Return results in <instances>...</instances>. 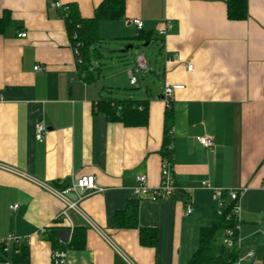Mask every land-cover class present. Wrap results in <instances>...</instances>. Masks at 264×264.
I'll use <instances>...</instances> for the list:
<instances>
[{
	"label": "crops",
	"instance_id": "1",
	"mask_svg": "<svg viewBox=\"0 0 264 264\" xmlns=\"http://www.w3.org/2000/svg\"><path fill=\"white\" fill-rule=\"evenodd\" d=\"M54 2L73 5L87 19L103 0H0V19L9 13L21 27L0 35V241L13 234L28 247V264H51L52 244L41 231L59 227L62 243L59 233H71L64 244L75 230L84 235L85 247L69 248L66 264H188L202 229L213 225L221 202L230 203L216 192L239 190L240 256L255 251L258 263L264 233V0H248L245 21L229 20L227 0H126L124 19L99 25L105 44L87 79L79 74ZM133 20L157 41L135 40ZM147 46L156 47L159 58L146 57L148 72L137 73L138 84L131 86L128 70ZM107 52L115 53L114 69L123 66L110 77L97 68ZM167 83L185 87L174 95L169 133L171 170L184 197L153 201L136 197L133 189L140 175L151 188L161 183ZM127 84L138 94L121 97ZM107 98L146 103L147 125L110 121L97 106ZM39 124L47 130L41 142ZM201 137L214 146L202 147ZM85 176H94L98 190L79 207L94 226L73 211L58 221L65 204L50 189L62 192ZM68 198L76 200L74 194ZM132 208L137 227L119 225L118 216L126 219ZM141 228L156 231L155 246L141 244ZM13 255L11 246L7 259Z\"/></svg>",
	"mask_w": 264,
	"mask_h": 264
},
{
	"label": "trees",
	"instance_id": "2",
	"mask_svg": "<svg viewBox=\"0 0 264 264\" xmlns=\"http://www.w3.org/2000/svg\"><path fill=\"white\" fill-rule=\"evenodd\" d=\"M228 18L231 21H245L248 17V0H227ZM67 10L62 11L66 22L68 36L71 46L77 53L76 65L80 75L89 74L93 58H96L103 47L99 37V25L102 21H115L125 18L126 0H103L95 9L91 18L84 19L78 15L73 5H67ZM16 26L17 23L12 19L9 13L0 19V35L5 34L9 29ZM139 42H156L152 33L139 31L134 38ZM149 47V46H147ZM127 54L122 55L126 57ZM99 57V56H98ZM101 58H97L99 60ZM99 112L103 113L110 121L120 122L125 127H143L148 121V107L146 103L134 101L131 99H102L98 103ZM165 121V144L162 151L164 160L171 163L173 155L170 148V126L171 110L166 109ZM184 196L180 192L174 198L182 199ZM225 197V196H224ZM234 203L225 206L222 215L215 213L213 225L210 228H204L200 234V244L198 251L194 254L188 264H234L240 257V249L236 246L229 248L222 244L224 233L228 229H235L240 225L237 217L232 213ZM118 224L129 228H136L137 208H132L126 219L119 218ZM59 227L48 229L46 239L51 242L53 250H65L69 248L83 249L85 247L84 235L75 230L72 240L64 244L58 237ZM235 241L239 239V233L234 232ZM157 234L154 230L140 229V242L143 246H155ZM8 253L4 252L3 245L0 244V261L8 260ZM28 247L22 245L19 253L13 255L14 264H28ZM264 264V263H263Z\"/></svg>",
	"mask_w": 264,
	"mask_h": 264
},
{
	"label": "built area",
	"instance_id": "3",
	"mask_svg": "<svg viewBox=\"0 0 264 264\" xmlns=\"http://www.w3.org/2000/svg\"><path fill=\"white\" fill-rule=\"evenodd\" d=\"M53 6L57 9H60L62 11L67 10L66 7L62 6L59 2H54ZM132 23L137 27L139 31L143 29L142 23L139 20H133ZM170 29V25L167 24L166 27L159 31V35L163 36L167 33V31ZM18 37H26V34H19ZM74 54L77 55V53L74 51ZM174 62L178 63L180 61L179 57H175L173 60ZM168 62H171L169 60ZM36 71H40L39 67L35 68ZM149 70V63L144 54H138L135 57V63L134 67L130 68L128 70L129 78H130V84L131 86H137L138 79L136 74L137 73H145ZM193 70L192 65L188 66V71L191 72ZM185 87L183 85H174L167 83L164 87V93H163V103L166 107V109L170 110L172 101L174 99V95L178 91L184 90ZM2 99L0 98V101ZM47 130L43 124H39L36 127V140L41 142L43 141L44 135L46 134ZM199 144L204 147L205 149H211L214 146L213 140L209 137H201L198 139ZM203 186L206 188H209L206 183H203ZM262 189L264 190V180L262 183ZM56 196L61 198V200L65 204V209L60 213L58 217V221L61 220H69V212L73 211L78 213L80 216H82L89 225L94 226L92 221L88 219L84 213L81 211L79 204L81 201H83L85 198L90 196L92 193L96 192L98 190L96 185V180L94 176H85L77 179L76 181H73L66 189L62 192L50 189ZM180 192L179 188L175 182L174 175L171 170L170 162L167 160H164L161 166V183L160 186L157 188H151L148 185L147 177L144 175H140L136 178V186L133 189V194L138 197H149L153 201L157 200H164V199H172L174 198L177 193ZM68 194H74L76 196V200L73 201L68 198ZM229 196L230 203H234L232 207V213L237 217L239 221V213H240V199L243 195L242 191L239 190H230L228 192L226 191H217L216 195L218 197H224L225 195ZM225 202H221L220 204V210L217 212L218 215H222L223 209L225 206L229 205ZM12 210H17L18 205H14L11 207ZM191 213V208L189 207L187 210V214ZM240 222V221H239ZM239 226H236L235 229H228L224 233V237L222 239V244L229 247H237L240 249L241 241L240 239H237L235 241L234 239V232L237 231L239 233ZM48 232L47 229H42L41 234L46 235ZM261 239L264 242V233L261 234ZM0 244L4 247V252L8 253L10 252V247H13L14 254L19 253V248L24 245V241L21 238L16 237L15 235L11 234L9 235L5 240L0 241ZM66 254L67 251L65 250H53L52 252V259L51 264H66ZM246 259L249 261L250 264H258L256 260V252L255 251H249L247 255L242 258L241 256L234 264H242L243 260ZM0 264H14L13 262L9 260L0 261Z\"/></svg>",
	"mask_w": 264,
	"mask_h": 264
},
{
	"label": "rangeland",
	"instance_id": "4",
	"mask_svg": "<svg viewBox=\"0 0 264 264\" xmlns=\"http://www.w3.org/2000/svg\"><path fill=\"white\" fill-rule=\"evenodd\" d=\"M141 46V45H140ZM118 48V45H112L111 46V49H117ZM140 52V54H144L148 59L152 60V62H154L157 58H159L157 56V48L154 47V46H151L149 48H142L140 47V49L138 50ZM137 51V52H138ZM138 52V53H139ZM115 53L114 52H107V56H106V59L103 60V63L104 65H102V67H99V64H97V68H101L103 71H104V74L107 76V77H110L111 76V72H115L114 74H116V70H118L119 68H121V70L123 69V66L121 64V67H120V64L118 63L116 65V68L114 69L111 62H112V55H114ZM158 64H159V61H158ZM119 70V71H121ZM118 71V72H119ZM126 88L128 90H125V89H120L119 92H121V97H124V94L126 93V95L128 94H131L132 96L135 94L137 95L138 94V91L139 89L137 90H134L133 87L129 86V84H127ZM126 91V92H125ZM117 92V91H116ZM120 97V98H121ZM263 243V242H262ZM259 243L258 245H261L259 246L258 248V254H259V259H258V264H261L262 263V260L264 257L263 256V251H264V243ZM245 243H242L241 242V245H240V252L243 253L244 252V249H245ZM261 258V259H260Z\"/></svg>",
	"mask_w": 264,
	"mask_h": 264
},
{
	"label": "water",
	"instance_id": "5",
	"mask_svg": "<svg viewBox=\"0 0 264 264\" xmlns=\"http://www.w3.org/2000/svg\"><path fill=\"white\" fill-rule=\"evenodd\" d=\"M127 52V49L125 51H123V53H126ZM70 231L69 230H64V231H61L59 233L60 237H61V240L64 242V243H67L69 241V238H70Z\"/></svg>",
	"mask_w": 264,
	"mask_h": 264
}]
</instances>
